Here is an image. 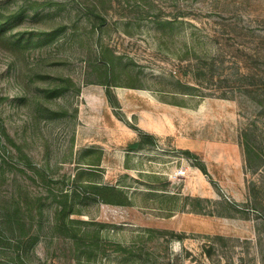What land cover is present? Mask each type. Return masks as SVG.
<instances>
[{"label":"rangeland","instance_id":"obj_1","mask_svg":"<svg viewBox=\"0 0 264 264\" xmlns=\"http://www.w3.org/2000/svg\"><path fill=\"white\" fill-rule=\"evenodd\" d=\"M262 75L264 0H0V264H264Z\"/></svg>","mask_w":264,"mask_h":264},{"label":"trees","instance_id":"obj_2","mask_svg":"<svg viewBox=\"0 0 264 264\" xmlns=\"http://www.w3.org/2000/svg\"><path fill=\"white\" fill-rule=\"evenodd\" d=\"M257 80H258V84H256V89L255 90H252V87H251L252 85L251 86L250 85H247L246 86V89H247L246 92H248L249 94H252V93L259 94V95L262 96V98H264V76L262 75ZM132 128L138 131V133H139L138 134L139 139L137 141L131 143L130 144V148H131V150L141 149L142 144L145 142L146 138L149 139L151 137L148 136V135H146L145 133H142V131L138 130V128H136V127H132ZM248 137H249V134H248ZM252 140H254V139H252ZM244 141H245V143H244L245 148L247 147V152H249L250 145L251 144H250V141L247 142V134L246 133L244 134ZM186 154L190 155L188 152ZM199 169L203 173H205V167L203 165H200L199 166ZM103 190L106 191V192L112 193L114 191V188L112 186H106V187L103 188ZM96 195L101 198V200H102L103 203L109 204V203H112L113 202V200L111 199V197L106 196V195H103L100 192L99 193H96Z\"/></svg>","mask_w":264,"mask_h":264},{"label":"built area","instance_id":"obj_3","mask_svg":"<svg viewBox=\"0 0 264 264\" xmlns=\"http://www.w3.org/2000/svg\"><path fill=\"white\" fill-rule=\"evenodd\" d=\"M185 173H186V170L183 167H181L180 169L174 172V177L176 178L183 177Z\"/></svg>","mask_w":264,"mask_h":264},{"label":"crops","instance_id":"obj_4","mask_svg":"<svg viewBox=\"0 0 264 264\" xmlns=\"http://www.w3.org/2000/svg\"><path fill=\"white\" fill-rule=\"evenodd\" d=\"M150 132V131H149ZM134 136H135V134L134 133H132V140L130 141V143H132L133 142V140H134ZM136 137H137V135H136ZM176 147H178L177 145H175ZM185 153H189V154H192V152L189 150V149H186L185 151H184Z\"/></svg>","mask_w":264,"mask_h":264}]
</instances>
